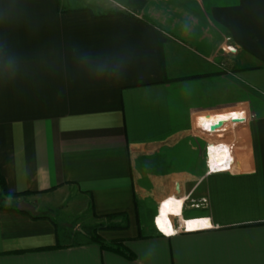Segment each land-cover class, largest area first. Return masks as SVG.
Segmentation results:
<instances>
[{"label": "crops", "instance_id": "crops-1", "mask_svg": "<svg viewBox=\"0 0 264 264\" xmlns=\"http://www.w3.org/2000/svg\"><path fill=\"white\" fill-rule=\"evenodd\" d=\"M123 1L141 6L135 19L0 0V171L43 217L0 210V264H264V0ZM240 112L253 117L210 144L227 167L207 174L198 129ZM172 198L182 221L212 228L101 233L134 259L40 213L134 216L136 201Z\"/></svg>", "mask_w": 264, "mask_h": 264}, {"label": "rangeland", "instance_id": "rangeland-1", "mask_svg": "<svg viewBox=\"0 0 264 264\" xmlns=\"http://www.w3.org/2000/svg\"><path fill=\"white\" fill-rule=\"evenodd\" d=\"M82 4L90 8L91 10H93L96 14H104L109 11H118V12L127 13L132 16L137 15V13L134 12L131 6H127L126 4H124L123 0L122 1L120 0H111V1L110 0H83ZM255 105L257 106V104ZM198 142L199 144H201V141H198ZM183 164H184L183 162H180L179 166H182ZM170 200L173 202V204L175 205L178 211V213L175 216H179L181 212L180 202H178L174 198ZM10 203H11L10 201L4 198L0 190V204L6 206V205H10ZM159 208L160 206L158 205L156 206L150 201L147 202L146 204H143V206L139 207V213H140L143 228H144L143 230H144L145 235L147 236L151 235L153 230L157 231L155 228L154 219L158 215ZM67 212L68 211L59 212L55 210L54 212L41 211L40 213L43 215L50 216L51 218H54L56 221H58L62 232L64 231L71 232L73 231V229L78 230L79 234H77L78 235L77 242H84L85 240H87V237H85L84 232L85 231L89 232L90 228L97 226L101 222V220H95L90 214L83 215L82 217H79V218H75L76 216L73 217L71 211L68 213ZM62 214H64L66 218L70 220L69 221L64 220L65 217ZM104 223L106 225L110 223L113 225L114 224L122 225V224H125V220L123 217L118 216L112 222L104 220ZM129 225H130L129 230L127 231H130V229L133 228L134 233L137 232V235H138L136 214L134 216L133 215L129 216ZM80 238H81V241H79Z\"/></svg>", "mask_w": 264, "mask_h": 264}, {"label": "trees", "instance_id": "trees-1", "mask_svg": "<svg viewBox=\"0 0 264 264\" xmlns=\"http://www.w3.org/2000/svg\"><path fill=\"white\" fill-rule=\"evenodd\" d=\"M122 1V0H120ZM124 2V1H123ZM127 6H133L132 3H126ZM141 9V6L135 7L133 10L135 12H138ZM82 10H88V11H92L89 8H84ZM60 11L61 12H69L71 10H65L63 8H61L60 6ZM93 12V11H92ZM95 18H114V17H125L128 19H135L132 15H129L127 13L124 12H118V11H109L107 13L104 14H94ZM0 190L4 196V198L8 201H10V205H1L0 204V210L2 211H8V212H17V213H24V214H28L30 215L34 220H39L43 217L39 216L38 214L36 215H32L29 212H20L18 210V199L19 198H24L27 195H29L30 193H16V194H10L7 191L6 188V181L4 179V177L1 174L0 171ZM136 208H135V214H136V219H137V231H138V235H137V240H143L146 238H149L147 235H145L144 233V228H143V224H142V220H141V216L139 213V205L138 202L136 201ZM118 216H121L124 218L125 220V224L119 225V224H105L104 220L106 221H110L112 222L113 220H115V218H117ZM94 218L95 220H101V222L93 227L89 229V232L85 231L84 235L85 237H87L88 241L90 243L93 244H97L102 250L105 251H111L113 253H116L118 255H121L125 258L128 259H134L133 254L130 252V250L128 249V247L125 245V241L123 240H116V241H112V242H107L104 237L101 235V232H109V231H127L129 230V215L127 213H119V214H112V215H107V216H97L96 214H94ZM63 246L58 245L56 248H62Z\"/></svg>", "mask_w": 264, "mask_h": 264}, {"label": "built area", "instance_id": "built-area-1", "mask_svg": "<svg viewBox=\"0 0 264 264\" xmlns=\"http://www.w3.org/2000/svg\"><path fill=\"white\" fill-rule=\"evenodd\" d=\"M226 43H227V46H226V48L223 50V52H224V54L226 55V56H228V55H230V54H233V53H237V49H236V47L234 46V44L232 43V41L230 40V39H227L226 40ZM244 113V116H243V118H237V119H233V124H227V128H229V129H227V131H225V132H220L221 131V129H218V130H216V131H212V130H205V128H203V129H198V136H200L201 138H203L204 140H205V142L207 143V145H206V154H207V167H208V172H207V174H211L212 172H218V171H213L211 168H210V165H209V161H210V158H209V152H210V144L211 143H213L214 142V139L216 138V140H217V142L218 143H227L226 141H225V135L228 133V132H230V131H233L234 129H236V128H238V127H241V126H243V125H245L249 120H250V118L251 117H253L252 115H250V114H247L246 112H243ZM219 122H221V124H222V122L223 121H219ZM230 128H232V129H230ZM211 137H213V138H211ZM231 165H230V169H231ZM229 169V170H230ZM220 172V171H219ZM165 203V201L164 202H162L161 204H160V206L161 205H163ZM183 206H184V202H183V205H182V209H183ZM193 207H195V208H197V209H205V208H207L208 207V201L206 200V199H204V200H202L200 203H198V204H196V205H193ZM157 218H158V215L155 217V219H154V224H155V228H156V230L160 233V234H162V235H164V236H168V235H166L165 233H163L160 229H159V227H158V225H157ZM174 218H177V219H179V220H181V215L180 216H178V217H176V216H171L170 217V221H171V223H172V225H173V229H174V232H173V234H176V233H178V231H184V232H189L188 231V229H187V227H185L184 225H183V223H184V220L182 221H180L179 223H174ZM186 220H189V219H186ZM172 234V235H173Z\"/></svg>", "mask_w": 264, "mask_h": 264}, {"label": "bare ground", "instance_id": "bare-ground-1", "mask_svg": "<svg viewBox=\"0 0 264 264\" xmlns=\"http://www.w3.org/2000/svg\"><path fill=\"white\" fill-rule=\"evenodd\" d=\"M233 130V129H232ZM227 131V130H225ZM225 131H220L225 132ZM212 149H219L220 147H210V152H209V165L210 168L213 170L212 167V161H213V156H211V150ZM212 158V159H211ZM218 165L216 168V170L213 171H218L221 170L225 167L226 165V160H225V155L224 153L222 154V152L219 151L218 157ZM223 161V163H222ZM177 200V199H176ZM178 202H183L182 200H177ZM178 213L175 205L173 204V202L169 199L167 201H165V203L163 205L160 206L159 212H158V218H157V225L159 227V229L163 232V233H167L170 235L173 234L174 229H173V225L170 221V217L171 216H175ZM203 220H189V221H184L183 225L185 227H187L188 231H196V230H201V229H206V228H212V227H203ZM191 229V230H189ZM166 234V235H167Z\"/></svg>", "mask_w": 264, "mask_h": 264}, {"label": "water", "instance_id": "water-1", "mask_svg": "<svg viewBox=\"0 0 264 264\" xmlns=\"http://www.w3.org/2000/svg\"><path fill=\"white\" fill-rule=\"evenodd\" d=\"M17 208L20 212H29L32 215L37 214L36 208L33 205H31L30 203H27L25 201L19 202Z\"/></svg>", "mask_w": 264, "mask_h": 264}, {"label": "snow or ice", "instance_id": "snow-or-ice-1", "mask_svg": "<svg viewBox=\"0 0 264 264\" xmlns=\"http://www.w3.org/2000/svg\"><path fill=\"white\" fill-rule=\"evenodd\" d=\"M231 115H232V117H235V118H243L244 113L243 112H240V113H232ZM227 159H228V157L226 156L225 157V160H227ZM222 163H223V161H222ZM225 167H227V165H225ZM213 170H216L215 166L213 167ZM202 223H203V225L205 227H211V224L207 220L203 221ZM189 230H191V229H189Z\"/></svg>", "mask_w": 264, "mask_h": 264}]
</instances>
